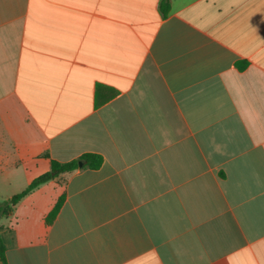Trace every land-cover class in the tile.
I'll return each instance as SVG.
<instances>
[{
    "label": "crops",
    "instance_id": "1",
    "mask_svg": "<svg viewBox=\"0 0 264 264\" xmlns=\"http://www.w3.org/2000/svg\"><path fill=\"white\" fill-rule=\"evenodd\" d=\"M161 2L0 0V200L103 158L0 221L7 264H264V0Z\"/></svg>",
    "mask_w": 264,
    "mask_h": 264
},
{
    "label": "trees",
    "instance_id": "2",
    "mask_svg": "<svg viewBox=\"0 0 264 264\" xmlns=\"http://www.w3.org/2000/svg\"><path fill=\"white\" fill-rule=\"evenodd\" d=\"M160 10L164 16H166L169 13L170 10V4L169 0H162L160 4ZM242 68V65H241ZM83 163V167H79V163ZM103 164V158L99 155L95 154H86L81 156L80 158L67 162V163H59L56 161L51 162V168L50 171L39 176L38 178L34 179L30 185L23 190L21 193L13 196L9 200L1 201L0 200V221L4 218H8L14 211V208L16 205L28 194H30L32 191L37 189L42 184H45L49 181L57 179L60 175L65 173L74 172L79 169H89V170H97L99 169ZM64 198L61 197L55 208L52 210V212L48 215L46 222L48 224L52 223L53 220L56 218ZM1 231V228H0ZM5 247L3 245V242L0 237V258L4 264H7L5 259Z\"/></svg>",
    "mask_w": 264,
    "mask_h": 264
},
{
    "label": "water",
    "instance_id": "3",
    "mask_svg": "<svg viewBox=\"0 0 264 264\" xmlns=\"http://www.w3.org/2000/svg\"><path fill=\"white\" fill-rule=\"evenodd\" d=\"M79 167H83V163L82 162L79 163Z\"/></svg>",
    "mask_w": 264,
    "mask_h": 264
}]
</instances>
